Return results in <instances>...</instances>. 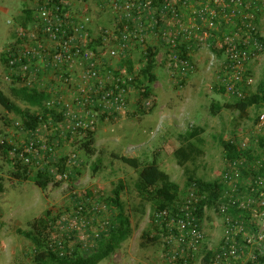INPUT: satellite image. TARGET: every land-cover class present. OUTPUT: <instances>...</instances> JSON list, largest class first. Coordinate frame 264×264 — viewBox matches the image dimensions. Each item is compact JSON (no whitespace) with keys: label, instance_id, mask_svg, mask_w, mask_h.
<instances>
[{"label":"built area","instance_id":"1","mask_svg":"<svg viewBox=\"0 0 264 264\" xmlns=\"http://www.w3.org/2000/svg\"><path fill=\"white\" fill-rule=\"evenodd\" d=\"M92 1L102 15L99 27L95 23L97 16L91 13ZM27 2L33 14L16 25L15 40L4 51L11 66L9 80L15 75L21 79L18 86L49 90L53 98L47 107L65 118L63 122L51 120L32 134L15 129L19 134L1 136L0 145L10 143L12 158L19 156L34 171L49 169L55 182L68 189V174L78 166V160L74 150L65 149L88 130L95 131L111 119L126 116L139 95L137 90H143L138 80L150 52L156 53L157 67L182 85L196 73L197 52L205 48L209 52L208 68L215 73L219 88L237 99L246 97L244 87L251 84L250 66L264 59V35L260 29L264 0ZM152 103L148 100L147 107ZM58 135L63 140L49 142ZM236 144L244 154L236 162L226 163L221 174L226 184V203L219 205V210L225 217L227 248H221L215 264L254 263L258 260L256 252L264 255V108L252 130L239 136ZM1 177L0 173V183ZM86 193L78 196L84 198ZM83 207L82 203L77 209L72 206L62 210L57 214V226L76 232L79 240L90 241L99 228L104 230L109 224V215L101 216L91 226ZM230 208L238 211L235 217L227 214ZM3 223L0 212V234ZM168 225L179 234L177 238L162 234L164 244L173 243V252H169L173 257L167 258L164 253L167 261L176 264L178 255L185 262L197 258L205 246L202 225L189 219ZM237 236L248 248L244 255L238 254L233 242ZM58 238V233L51 232L49 242ZM182 243L187 247L180 251Z\"/></svg>","mask_w":264,"mask_h":264},{"label":"rangeland","instance_id":"2","mask_svg":"<svg viewBox=\"0 0 264 264\" xmlns=\"http://www.w3.org/2000/svg\"><path fill=\"white\" fill-rule=\"evenodd\" d=\"M90 6L93 16H97L95 23L99 27L103 23L100 19L102 15L93 6V1ZM28 7L30 4L26 0H0V91L24 109L27 106L16 101L11 94L9 75L1 57L15 40L16 25L23 22L22 17ZM260 29L264 35V13ZM196 59L197 71L187 78L182 87L158 68L151 108L145 110V114L137 112L136 98L126 116L101 124L97 130L94 156H87L72 144L65 149L66 152L76 151L84 160L82 175L73 189L77 193L91 190L95 194L109 196L120 183L125 186L122 200L132 221L133 234L111 258L99 264H170L164 256L162 240L150 241L157 234L151 226L152 204L146 202L144 208L141 207L134 186L137 173L120 161L119 156L139 158L144 163L156 160L161 170L181 188L187 182L186 168L200 179L219 180L226 166L220 139L236 140L248 134L257 120L262 108H243L229 95L219 93L216 75L208 68V50L204 48L197 52ZM248 80L251 82L248 93H256L264 84V59L250 66ZM12 120L19 118L0 105V137L15 134V128L5 123ZM192 127L204 129L201 135L203 154L195 162L180 167L174 158V152L182 145L178 136ZM95 164L99 166L98 172H94ZM0 166L3 168L0 173L4 185L0 202L4 220L0 234V264H34V246L19 235L18 230L28 231L29 225L45 217L48 211L70 209L72 190L65 185H51L43 190L34 181L17 179L13 175L17 172L14 166L2 160ZM224 222V217L215 210L206 213L202 229L209 250L216 251L223 240ZM254 250L255 247H252L251 252ZM201 260L202 255L196 258L195 264H202Z\"/></svg>","mask_w":264,"mask_h":264},{"label":"trees","instance_id":"3","mask_svg":"<svg viewBox=\"0 0 264 264\" xmlns=\"http://www.w3.org/2000/svg\"><path fill=\"white\" fill-rule=\"evenodd\" d=\"M31 14H33L31 10H26L25 15H28L26 19L30 18ZM261 41L264 44V38H261ZM213 51L220 55L216 50ZM155 56L156 53L150 52L149 62L142 72V78L138 80V84L143 86V90H137L139 95L137 96L136 104L139 107L137 112H141L142 114H145V110L151 108L147 107V101L151 99L153 102L151 98L153 85L158 81L156 74L158 64L154 58ZM1 62L9 73L11 66L7 61L6 54H3L1 57ZM11 78L9 82L11 83L12 96L16 101L26 105L27 108H21L15 101L0 91V105L8 113H14L19 118V120L6 121L7 126L15 128L19 133L28 132L32 134L43 124L51 122V120L64 121L65 117L63 114H58L57 110H50L47 107V103L53 98L49 90L18 86L21 79L15 75ZM183 83L180 87L183 86ZM218 90L219 93L226 94L223 88H218ZM244 91L246 95L244 99L233 97L232 99H235L243 108H264L263 83L256 93L249 94L248 86L244 87ZM109 122H115V120L111 119ZM97 130H88L82 138L75 139L72 145L78 146V149L83 151L87 156H94L96 152ZM19 133L14 135H18ZM203 133V128L192 127L178 136L182 145L174 152V158L180 167H186L187 164L195 162L202 156L204 141L201 135ZM4 136L8 137L7 134ZM70 136L71 134H69L66 140H69ZM57 140H63V138L58 135L51 138L49 142L52 143ZM220 144L223 147L226 163L236 162L244 154V151L238 148L236 140L224 141L221 138ZM11 147L13 148L8 142L0 145V160L17 169V172L13 173L17 179L34 181L43 190H46L53 183H55L54 186L62 185L61 182H55V175L49 169L34 171L29 166L23 164V160L19 156L12 158L9 154ZM76 155L78 166L68 174L67 180L69 189L72 191L76 188V183L82 175L81 170L84 166V160L81 159L79 153L76 152ZM118 159L129 165L137 173L134 186L140 198L141 207L144 208L146 202L152 204L151 226L157 234L154 238L150 239L151 242L162 240V234L164 233L165 235L177 238L178 231L175 228H170L168 225L171 222L177 225L179 221L189 219L193 224L201 227L205 220L206 211L215 210L218 214L222 215L219 205L222 206L226 203L223 201L226 184L222 182V179L206 181L196 177L193 171L186 168L187 182L184 188H181V186L171 180L167 173L161 170L156 160L151 163H144L139 158H129L126 156H119ZM60 166L63 168L62 166L64 165ZM93 168L94 172L99 171L98 164H95ZM0 171H3L2 166H0ZM2 180L3 177H1L0 192L4 193ZM124 191L125 186L120 183L109 196L98 195L91 190L86 191L87 193L84 195V198L79 197L78 193L70 195V202L72 206H76V209L80 207V204H85V208L83 207L84 215L87 221H91V226H94L96 220L101 216L105 214L109 215V224L104 230L99 228L96 232V235L97 233L98 235H93L90 241L79 240L76 237V232H69L57 226V222L60 220L57 218V214H62V211H48L45 217L32 222L29 225L30 229L28 231L18 230V234L29 240L34 246L33 263L99 264L111 258L133 234L132 221L122 200ZM102 209H106V212L104 213ZM237 212L236 209L230 208L227 214L230 217H235ZM89 214H91V218ZM51 232L59 234V238L52 243L49 242ZM145 236L147 237V235ZM71 240L74 241V244L71 243ZM233 242L238 249L239 255H244L248 252V248L241 241L240 236H237ZM162 243L165 248L163 253H166L167 258L173 257V254H169L172 251L170 249L173 243L165 242L164 244V241ZM204 244L203 249L197 254L199 255L198 259L202 255V264H215L217 255L222 252L221 248H227L224 238L216 251L207 248L206 238ZM186 247V243H182L178 250L182 251ZM256 255L258 260L254 263L249 261L247 264H264V255L261 256L258 252H256ZM195 260L196 258L185 262L184 258L178 255L176 264H195Z\"/></svg>","mask_w":264,"mask_h":264},{"label":"crops","instance_id":"4","mask_svg":"<svg viewBox=\"0 0 264 264\" xmlns=\"http://www.w3.org/2000/svg\"><path fill=\"white\" fill-rule=\"evenodd\" d=\"M26 1H27V0H26ZM28 9H29V7L26 8L25 11L28 10ZM25 11H24V16L22 17V18H24L23 22H25V21H26V18L28 17V15H26V17H25Z\"/></svg>","mask_w":264,"mask_h":264}]
</instances>
